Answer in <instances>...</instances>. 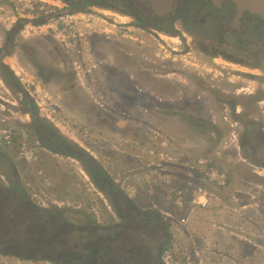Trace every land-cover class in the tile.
<instances>
[{
	"label": "rangeland",
	"instance_id": "rangeland-1",
	"mask_svg": "<svg viewBox=\"0 0 264 264\" xmlns=\"http://www.w3.org/2000/svg\"><path fill=\"white\" fill-rule=\"evenodd\" d=\"M181 3L169 26L123 0L78 10L65 0H0V48L9 50L0 58V130H14L13 143L0 146V183L11 187L18 172L40 208L114 228L120 212L95 186L99 169L171 224L141 225L136 244L155 249L171 237L162 254L172 264H264V107L256 103L264 98V32H254L261 21L245 29L247 47L236 54L234 33L208 0ZM27 99L79 157L41 146ZM1 197L5 209H25ZM15 218L3 219L2 230L37 224ZM24 229L9 237L26 241ZM37 229L35 244L53 234ZM33 252L0 253V264H52Z\"/></svg>",
	"mask_w": 264,
	"mask_h": 264
},
{
	"label": "trees",
	"instance_id": "trees-1",
	"mask_svg": "<svg viewBox=\"0 0 264 264\" xmlns=\"http://www.w3.org/2000/svg\"><path fill=\"white\" fill-rule=\"evenodd\" d=\"M65 1L70 7L73 6V8H76V10L86 7L87 4L85 3H91V0ZM123 1L129 4L137 2V0ZM147 7H149L148 4ZM70 12H75V10ZM168 25L171 26V22ZM261 30L262 29L255 30L254 32H264ZM257 46H260V41H256V47ZM261 46L264 45L262 44ZM7 47L8 45L6 44L0 48V58L8 54L9 50H7ZM244 47H247V44ZM256 49L257 48H255V50ZM250 56L251 55H245L244 58L247 59ZM25 102V113L30 116V124L34 130V134L41 142V146L44 149L61 156L72 158H77L81 155L78 154L80 150L76 148L75 145L58 135L50 124L45 123L44 119L38 116L36 106L30 99H27ZM246 133L248 132L246 131ZM245 139L244 137V141L242 140L241 142L242 150L246 142ZM250 145L251 141L249 140L246 145L248 149H252L254 153H258V147L252 145V147H254L252 148ZM96 170L97 172L94 173V176L92 175L95 186L107 195L110 202L116 206L115 209L120 212V222H118L114 228L99 227L98 224L93 225L92 222H86L84 220L77 225L68 220L63 221L62 213L67 209L58 210L54 207L40 208L37 206L30 200V196L26 192L25 187L19 182L18 172H14V174L11 175L13 178L11 180V187H7L3 183H0V197L6 198L4 200L13 197L17 200L19 205L25 207V209L22 207H18V210H11L12 208L5 209L4 205L0 203V217H2L0 218V225L5 218L16 217V221L18 218L22 219L25 215L31 220H36L37 224L31 228L27 227L26 229H24L25 226L18 227V225H13V227H10L11 232L7 231V233L3 231V228L0 226V253L3 255L18 254L20 257L29 258V253L39 250L38 256L35 257V259L46 260L52 264H137L139 261H142L139 259L141 257H143L144 262H148V264H162L161 255L163 251L170 248L171 237L168 243H163L160 247L158 246V248L156 247L155 249L151 248L150 245H145V243H141V245L136 244L135 240L139 237L137 236L139 230L140 232L144 231L141 225L145 226V224H147V226L156 225V228H170L171 224L165 223L163 220L164 217L158 213L157 210L145 209L137 205L134 200L124 196L113 183L106 179V175L101 172V170ZM121 209L126 210V213H132V216L134 214V216L127 218V214L123 215ZM15 211L17 212L14 213ZM42 224L45 227H49L53 234L48 237L42 234V242H36L35 244L33 240L37 237V228ZM35 226L38 227L35 228ZM92 226L95 227L94 230H90ZM23 229L26 231L25 235H28L26 241L22 240L23 238L19 239V237H9L10 233L18 236L22 235L21 231ZM138 235L143 239L144 236L142 235L144 234ZM137 250L139 253L135 252ZM24 254L27 255L24 256Z\"/></svg>",
	"mask_w": 264,
	"mask_h": 264
},
{
	"label": "flooded vegetation",
	"instance_id": "flooded-vegetation-1",
	"mask_svg": "<svg viewBox=\"0 0 264 264\" xmlns=\"http://www.w3.org/2000/svg\"><path fill=\"white\" fill-rule=\"evenodd\" d=\"M181 1L182 0H173L172 9L169 12H166V13H163L160 15H156L153 12L154 14L151 13L150 17H155L158 21L160 20L162 23L164 22L166 25H168L170 23L169 19L174 20V18H175V17L171 16V15H173V11L175 13V12L181 11L183 8H185V5L183 3H181ZM203 1H206V0H203ZM137 3H139V4H137ZM208 3H209V5L212 6V8L217 10L218 17L220 19L219 24L222 22V24L225 25V27L226 26L228 27V31H230V32L232 31V33H234L232 42L234 43V46L236 47V49L233 50V52L236 54H238L237 47H244L247 44L246 43L243 45V43H244L243 40L247 37L245 34V33H247L245 29L248 28V26L252 23V21H255V20L261 21V26L256 24L257 30H259V29L263 30V28H264V26H262V25H264L263 20H261L260 18L254 16V15L248 14V13H243L238 18V20L235 21L234 19H235V15H236V13H235L236 9H235L234 5L229 0H221L219 5L213 4L212 0H208ZM134 5H139V6L142 5L144 8L147 7L146 3H142L139 0H137V2H134ZM178 5H180V6H178ZM147 8L150 9L149 7H147ZM169 16H171V17L169 18ZM219 39H221V38H219ZM261 47L263 48L264 46H261ZM228 59L233 60L232 58H228ZM261 89H263V88H261ZM261 99L262 98L257 99L256 103L258 104V106L260 108H263L264 107V98L262 100ZM262 113L264 114V111H262ZM262 149H264V145H263ZM262 172H264V169Z\"/></svg>",
	"mask_w": 264,
	"mask_h": 264
},
{
	"label": "water",
	"instance_id": "water-1",
	"mask_svg": "<svg viewBox=\"0 0 264 264\" xmlns=\"http://www.w3.org/2000/svg\"><path fill=\"white\" fill-rule=\"evenodd\" d=\"M149 5L151 12L160 15L172 9L173 0H139ZM221 0H212V3L219 5ZM236 9L235 21L243 13L254 15L264 21V0H229ZM153 13V14H154Z\"/></svg>",
	"mask_w": 264,
	"mask_h": 264
},
{
	"label": "built area",
	"instance_id": "built-area-1",
	"mask_svg": "<svg viewBox=\"0 0 264 264\" xmlns=\"http://www.w3.org/2000/svg\"><path fill=\"white\" fill-rule=\"evenodd\" d=\"M13 130L11 128H3L0 130V146L1 147H9L13 141H14V136H13ZM162 264H172L170 255H165L162 254L161 257Z\"/></svg>",
	"mask_w": 264,
	"mask_h": 264
},
{
	"label": "crops",
	"instance_id": "crops-1",
	"mask_svg": "<svg viewBox=\"0 0 264 264\" xmlns=\"http://www.w3.org/2000/svg\"><path fill=\"white\" fill-rule=\"evenodd\" d=\"M241 253V252H240Z\"/></svg>",
	"mask_w": 264,
	"mask_h": 264
}]
</instances>
